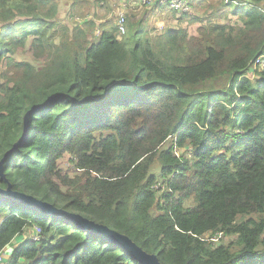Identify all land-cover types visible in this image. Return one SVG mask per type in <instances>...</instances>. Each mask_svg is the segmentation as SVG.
Segmentation results:
<instances>
[{
  "label": "trees",
  "instance_id": "1",
  "mask_svg": "<svg viewBox=\"0 0 264 264\" xmlns=\"http://www.w3.org/2000/svg\"><path fill=\"white\" fill-rule=\"evenodd\" d=\"M59 2L0 0V189L116 231L161 264H264V71H252L264 0L174 12L188 28L154 36L146 12L128 14L122 37L94 14L70 33ZM226 8L233 18L216 19ZM10 247L6 264H139L0 201V253Z\"/></svg>",
  "mask_w": 264,
  "mask_h": 264
},
{
  "label": "rangeland",
  "instance_id": "2",
  "mask_svg": "<svg viewBox=\"0 0 264 264\" xmlns=\"http://www.w3.org/2000/svg\"><path fill=\"white\" fill-rule=\"evenodd\" d=\"M113 1L114 0H107L108 3L105 4L103 7H101L98 5L96 6V0H78V2L81 3V5L78 4L76 10H73L72 4L74 3V1H72V0H60L59 3L61 5H60V12H59L58 20H59V22H61V24L69 27L70 33H71L72 29L77 25L78 22H80L83 18H90V16H92L93 14L98 18L97 19L98 24H99V21L102 20L103 22L104 21L105 22H112V23H114V26H116L117 25V17L114 15V13L111 9V5H112ZM218 2H219V0H211V1L202 0V2L200 3L201 7L198 8L197 10L192 9L190 15H197L200 18H208L211 15L210 7L211 6H217V5L212 4V3H218ZM157 10L155 8H151V9H145L144 8V9H142V11L140 13L139 12H131L130 16L131 15H137V16H140L139 18H141L142 16H144L143 13L146 12L148 14V16H147L148 25L147 26H148V30L150 32V36H154V34H159V32H157V28H159V27H163V30L160 33H162L166 28H169V27L175 28L177 26L178 27L181 26L182 28H185V29L188 28V24L186 23L187 20L184 22L179 21L181 16L173 17L172 13H174V12H172L170 10H165V9H159L158 11ZM213 14H214V12H213ZM226 16H228L229 18H233L229 13L228 8L216 11V16H215L216 19L224 21ZM111 25H113V24H111ZM197 27H198V24L191 25L189 27L190 34H195ZM58 41L59 40H57L56 42L58 43ZM19 54H24V53H21V51H20ZM3 70H5L4 66H3V68H1L0 73H2ZM63 164L65 165V167L69 166L68 158L64 159ZM159 171H160V168L156 165L154 167L152 173L158 174ZM59 206L65 208L66 204L62 200H60ZM17 244H18V242L14 241L13 245L16 246ZM11 249H12L11 247L8 249H5L4 252L6 255V259L10 258V255L12 254Z\"/></svg>",
  "mask_w": 264,
  "mask_h": 264
},
{
  "label": "water",
  "instance_id": "3",
  "mask_svg": "<svg viewBox=\"0 0 264 264\" xmlns=\"http://www.w3.org/2000/svg\"><path fill=\"white\" fill-rule=\"evenodd\" d=\"M39 108H34L25 116V133L28 129L30 116ZM17 147V146H16ZM10 152L6 154L5 158L1 161L0 170L2 171V164L5 162ZM0 201L9 202L13 205H19L23 208L36 211L39 214H47L54 220L63 222L70 226L86 231L88 235H95L113 243L116 247L124 250L125 254L135 259L139 264H161L157 255L147 254L136 244H134L128 237L110 230L105 226H100L79 214L69 213L67 211L55 208L54 206L41 202L36 198L25 195L22 193L13 192L11 188L6 191L0 189Z\"/></svg>",
  "mask_w": 264,
  "mask_h": 264
},
{
  "label": "built area",
  "instance_id": "4",
  "mask_svg": "<svg viewBox=\"0 0 264 264\" xmlns=\"http://www.w3.org/2000/svg\"><path fill=\"white\" fill-rule=\"evenodd\" d=\"M158 7L160 9H169L172 12L191 13V6L189 0H114L111 9L114 15L117 17V29L119 36L122 37L127 33V16L131 12H141L142 9H151ZM163 27L157 28V32H161ZM101 31H97V35H100ZM252 71H264V53L259 56L253 64ZM33 242H39L42 240V230L38 227L34 228V232L31 235ZM6 255L2 251L0 253V264H6Z\"/></svg>",
  "mask_w": 264,
  "mask_h": 264
},
{
  "label": "crops",
  "instance_id": "5",
  "mask_svg": "<svg viewBox=\"0 0 264 264\" xmlns=\"http://www.w3.org/2000/svg\"><path fill=\"white\" fill-rule=\"evenodd\" d=\"M155 9H156V10H157V9L159 10L160 8H158V7H155ZM158 10H157V11H158ZM165 10H169V9H165ZM156 20H157V19H156ZM99 22H100V23H102V21H99ZM175 26H176V25H175ZM155 27H156V26H155ZM197 29H198V27H197ZM197 29H196V33H195V34H193V35H196V34H197Z\"/></svg>",
  "mask_w": 264,
  "mask_h": 264
}]
</instances>
